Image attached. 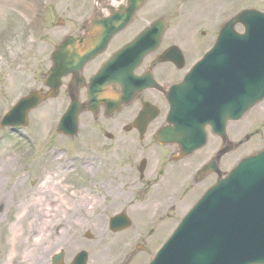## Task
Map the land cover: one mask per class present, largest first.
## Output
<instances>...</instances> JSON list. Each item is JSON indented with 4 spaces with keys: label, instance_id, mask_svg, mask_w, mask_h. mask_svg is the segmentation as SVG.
<instances>
[{
    "label": "rangeland",
    "instance_id": "374dc122",
    "mask_svg": "<svg viewBox=\"0 0 264 264\" xmlns=\"http://www.w3.org/2000/svg\"><path fill=\"white\" fill-rule=\"evenodd\" d=\"M91 8V0H0V119L19 98L44 87L42 75L50 67L52 48L60 42L69 28L78 32L81 20L90 14ZM244 8L264 11V0H145L125 36L158 16L174 14L176 9L180 18L175 21H181L179 31L181 37L188 42L197 24L205 25L204 31H209V27L216 29L220 23ZM202 39L201 36L194 42L193 36L191 44L188 43L192 45L186 51L189 59L200 56V50L208 43L207 40L201 41ZM200 41L203 43L195 44ZM123 42L125 41L121 40L117 44ZM63 103L61 95L52 101L43 102L29 113L27 125L17 132L0 128V169L3 171L0 178L3 191L0 197V264H7L8 256L13 253L16 258L12 264H29L33 246L36 247V253L41 255L49 254L63 244L64 260L68 255L85 249L88 261L92 260L89 264H121L137 248L128 264H146L150 253L155 252L168 234L170 225L178 222L179 217L184 214V206L188 204V208L196 196L199 197L215 182L216 177L203 178L198 182L195 192L187 191L183 194L182 209L175 217L159 221L165 223L161 227H147L148 210L141 207L134 208L129 213L131 225L118 233H109L96 226L91 229L76 225L46 230L43 225L47 221L43 218L38 221L34 214L33 179L42 169L44 171L51 166V163L43 162L44 153L54 146L62 145L63 138H59L55 130L49 135L46 133L56 128L63 112ZM240 126L244 127L247 136L239 147L220 161L222 170L230 169L242 156L264 147V99L244 115ZM88 137L95 142H103L99 135ZM216 141L209 133L206 145L191 158L195 161L194 164L211 154ZM134 173L140 176L136 170ZM37 199L43 203L39 207V213L45 217L43 209L48 206L44 198ZM133 201L137 205L139 201L143 202V197L135 196ZM112 211L113 208H110V212ZM87 217L86 213L82 216L83 219ZM38 222L41 235H38V230L33 226V223L37 226ZM86 229L91 234L88 239L84 235ZM17 233L19 239L14 241ZM138 233L144 234L145 243L137 240ZM102 256L104 257L101 259Z\"/></svg>",
    "mask_w": 264,
    "mask_h": 264
},
{
    "label": "water",
    "instance_id": "95a60500",
    "mask_svg": "<svg viewBox=\"0 0 264 264\" xmlns=\"http://www.w3.org/2000/svg\"><path fill=\"white\" fill-rule=\"evenodd\" d=\"M141 1L129 0L124 14L111 12L109 19L102 20L101 35L84 54L79 53L81 45H76L74 38L65 39L52 54L53 67L45 82L50 90L42 97L54 96L62 76L77 73L99 53ZM237 23L244 28L242 34L234 29ZM160 32L153 27L143 33L122 49L105 70L145 45L146 40L155 43ZM149 47L145 45L134 54V62ZM263 96L264 13L245 9L223 25L212 49L180 84L171 87L166 98L170 106L167 122L172 126L161 129L158 138L177 142L191 152L205 143V126L209 125L224 139L225 122L238 119ZM42 97L39 92H31L21 98L4 115L0 126L25 125L28 111ZM65 122L63 117L60 130L65 129ZM71 126H75L73 119ZM206 169L216 171V165L211 163ZM60 257L61 254L56 258ZM84 258L85 253L81 252L77 259L83 264ZM150 264H264V151L243 159L220 178L183 218Z\"/></svg>",
    "mask_w": 264,
    "mask_h": 264
},
{
    "label": "flooded vegetation",
    "instance_id": "af4514ba",
    "mask_svg": "<svg viewBox=\"0 0 264 264\" xmlns=\"http://www.w3.org/2000/svg\"><path fill=\"white\" fill-rule=\"evenodd\" d=\"M99 18L92 17L93 20ZM132 24L133 21L130 26ZM166 24L168 31L161 37L158 49L143 59L135 70L136 76L152 75L164 88L179 82L195 62L189 59L186 52L187 47L192 46L188 43L193 40V36L194 42L201 36V41L208 42L215 34V29L209 27V31H204L205 25L197 24L187 42L179 31L180 20L171 23L168 19ZM143 27V24L139 25L127 37L125 35L129 29L123 31V35H117L101 55L81 70L79 76L82 82L79 87L74 86L71 76L63 80L61 95L64 106H68L74 97L83 110L77 117L75 136H62V145L59 148L54 146L56 151L52 154L45 152L43 155V162L56 163L49 168L50 178L39 182L33 180V209L37 213L43 205L37 198H44L48 206L45 208L48 211H44L48 216L44 219L47 227L56 225L58 229H63L88 223L94 227L107 228L108 221L103 216L110 212V208H113L114 213L131 212L135 196L143 197V208L148 210V226L161 227L163 223L159 221L175 217L182 209V195L187 191H196L194 176L201 160L194 164L195 161L191 160L193 155L180 157L177 145L159 144L154 140V132L163 124L167 109L163 93L156 89L143 90L136 93L132 101L121 104L117 111L110 114L111 107L97 96L96 91L90 90L91 78L116 52L118 41L128 42ZM78 28L81 35L85 36L90 28L89 21L82 19ZM97 34L93 33V36ZM201 41L195 44L204 42ZM108 90L111 99L118 95L121 99L123 92L120 86L111 84ZM144 107L146 112L143 121L150 116L149 112H155L156 109L157 116L141 133L134 121ZM243 128L238 122L227 131L236 147L245 139ZM49 134L51 132L46 133ZM87 135H99L103 142H95ZM136 139L138 141L135 142ZM134 170L140 174L139 177ZM84 213L92 214L94 218L87 221L82 218ZM137 239L146 242L144 234H139ZM49 257L37 255L33 251L29 264H51ZM71 260L72 257H68L61 264H69Z\"/></svg>",
    "mask_w": 264,
    "mask_h": 264
},
{
    "label": "bare ground",
    "instance_id": "6f19581e",
    "mask_svg": "<svg viewBox=\"0 0 264 264\" xmlns=\"http://www.w3.org/2000/svg\"><path fill=\"white\" fill-rule=\"evenodd\" d=\"M2 174H3V171L0 169V178H1V176H2ZM3 193V191H2V187H1V185H0V197H1V194ZM43 216H41V215H39V217H38V221H39V219H41ZM38 225L37 226H35L36 227V229L38 230V235H41V226H40V223L38 222L37 223ZM46 224V223H45ZM14 241H18V239H19V234L17 233L16 235H14Z\"/></svg>",
    "mask_w": 264,
    "mask_h": 264
}]
</instances>
